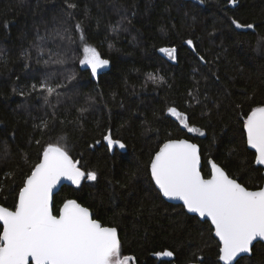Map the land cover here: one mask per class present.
I'll return each instance as SVG.
<instances>
[{"label": "trees", "instance_id": "obj_1", "mask_svg": "<svg viewBox=\"0 0 264 264\" xmlns=\"http://www.w3.org/2000/svg\"><path fill=\"white\" fill-rule=\"evenodd\" d=\"M67 2L77 8H67L66 0H0V184L5 188L0 204L12 208L41 145L59 142L98 179L64 184L54 198L56 209L75 199L104 225L117 228L122 255L134 257L130 264H189L193 253L204 264H222L211 223L165 200L147 165L168 139L186 137L201 147L205 176L210 171L206 161L214 159L243 177L250 189L263 185L264 168L254 163L243 121L251 108L264 104V0H239L235 7L226 0ZM232 18L256 27L236 29ZM60 22L75 43L48 41L38 56V49L30 47L35 28L44 35L46 27ZM77 22H82L84 42L110 60L95 77L79 64L83 50ZM172 46L175 61L158 50ZM49 49L66 55L67 63L45 64ZM71 74L76 79L69 83L65 77ZM149 74L163 81L154 82ZM46 75L68 84L60 89L59 103L50 98L46 104L31 91ZM81 107L88 110L81 114ZM169 107L186 113L188 123L204 135L187 132ZM53 117L54 131L37 127L42 120L51 126ZM109 128L125 149L108 150L103 135ZM133 172L138 174L130 179ZM5 173L15 178L5 181ZM167 250H174L173 260L153 256ZM239 264H264V242Z\"/></svg>", "mask_w": 264, "mask_h": 264}, {"label": "snow or ice", "instance_id": "obj_2", "mask_svg": "<svg viewBox=\"0 0 264 264\" xmlns=\"http://www.w3.org/2000/svg\"><path fill=\"white\" fill-rule=\"evenodd\" d=\"M226 2L235 7L239 0ZM66 7L75 9L77 4L66 0ZM230 22L236 29L256 27L236 18ZM118 27H113V31H117ZM74 28L80 34L83 50L79 64L90 68L91 75L95 77L100 69L110 64V60L102 58L95 47L84 42L82 22H77ZM57 38L75 43L70 29L60 22L51 30L46 27L44 35L36 27L30 47L38 49V56L42 57L47 42H55ZM185 43L195 51L192 39ZM158 50L173 61L177 58L175 46ZM49 53V59L44 60L45 64L67 63L66 55L50 49ZM25 56L31 59L27 51ZM203 59L201 56L200 60ZM36 62L40 63V59ZM75 79V74L65 77L69 83ZM149 79L154 82L163 81V77L153 74H149ZM53 81V75H46L38 84L31 85V91L41 94L44 102L49 105L50 98H56L59 103V97L63 95L60 89L68 87L67 83ZM87 110L81 107L78 111L83 114ZM167 111L179 118L187 132L204 135L200 129L190 126L186 113L175 107H169ZM37 127L52 132L56 127L55 118L51 126L48 121L42 120ZM243 127L246 130L247 145L255 149L254 163L264 166V104L251 108L243 121ZM103 139L109 151L116 147L126 148L124 142L113 138L110 128ZM36 143L39 145L40 141ZM41 148L42 151L37 154L38 162L23 176L22 186L19 187L12 208L0 205V264H129L134 257L122 255L117 228L105 226L94 219L90 210L75 199H66L59 209L55 208L53 189L61 180L79 186L85 179L96 181L97 172L82 168L81 161L70 155L66 145L47 143L46 146L41 145ZM7 151L5 147L4 152ZM206 164L210 165L207 176L203 174L200 148L188 139L170 138L152 156L147 171L164 197L180 200L188 212L210 219L214 236L219 241L218 260L222 264H239L237 258L242 253L249 257L253 253L254 241H264V187L251 190L242 182L243 177L233 176L214 159H208ZM137 174L133 172L130 179ZM10 175L5 173L4 180H8ZM11 178L14 179V175ZM4 191V185L0 184V194ZM156 255L174 257L175 252L167 250ZM189 264H204L203 257L193 253Z\"/></svg>", "mask_w": 264, "mask_h": 264}, {"label": "water", "instance_id": "obj_3", "mask_svg": "<svg viewBox=\"0 0 264 264\" xmlns=\"http://www.w3.org/2000/svg\"><path fill=\"white\" fill-rule=\"evenodd\" d=\"M246 131V130H245ZM180 139H188L191 143H194V144H196L199 148H200V151H201V147H200V145L197 143V142H194L193 140H191V139H189V138H186V137H183V138H180ZM162 146V145H161ZM248 146V145H247ZM248 148L249 149H251V150H253L254 152H255V149H252L250 146H248ZM201 159H202V154H201ZM259 166H261V165H259ZM261 167H263L264 168V166H261ZM263 175H264V171H263ZM154 182V181H153ZM66 183H71L70 181H67V180H61V182L59 183V184H57L56 185V187L53 189V200H54V198H55V195L58 193V191L62 188V186L64 185V184H66ZM155 184V183H154ZM156 186V185H155ZM157 187V186H156ZM261 187H264V182H263V185L261 186ZM157 189H158V187H157ZM159 190V189H158ZM251 190H256V189H251ZM162 194V193H161ZM163 196V195H162ZM164 197V196H163ZM164 199L165 200H167L168 202H170V203H174V204H179V205H183V202L182 201H180V200H177V199H170V198H168V197H164ZM78 202V201H77ZM79 203V202H78ZM80 204V203H79ZM0 205H2V204H0ZM81 206H83V207H86V206H84V205H82V204H80ZM4 206V205H3ZM88 208V207H87ZM89 209V208H88ZM90 210V209H89ZM185 210L187 211V209L185 208ZM90 212L93 214V212L90 210ZM187 213H189V214H191V215H195V216H197L200 220H202V221H209L210 223H211V221H210V219H208L207 217H200L199 216V214H197V213H190V212H188L187 211ZM93 218H94V214H93ZM94 219H96V218H94ZM100 221V220H99ZM101 222V221H100ZM102 223V222H101ZM103 224V223H102ZM105 226H108V225H105ZM108 227H112V226H108ZM117 232H118V230H117ZM213 234H214V231H213ZM118 237H119V232H118ZM215 237V236H214ZM217 240H218V238L217 237H215ZM120 239V238H119ZM259 241H261V240H257V241H254L253 243H254V245L257 243V242H259ZM219 242V241H218ZM261 242H264V241H261ZM162 253V252H161ZM252 255V254H251ZM153 256L154 257H162V258H167V259H170V260H173L174 258H175V255H174V257H164V256H162V255H160V256H158V255H156V253L155 254H153ZM244 256H249L248 254H241L240 255V257H238L237 259L239 260L240 258H242V257H244ZM222 263V262H221ZM233 264H235V262H233Z\"/></svg>", "mask_w": 264, "mask_h": 264}, {"label": "rangeland", "instance_id": "obj_4", "mask_svg": "<svg viewBox=\"0 0 264 264\" xmlns=\"http://www.w3.org/2000/svg\"><path fill=\"white\" fill-rule=\"evenodd\" d=\"M83 67H86V66H83ZM109 67V65L108 66H106V67H104L103 69H100L98 72H100V71H103V70H105V69H107ZM90 69V68H89ZM175 117V116H174ZM176 118H178V117H176ZM179 119V118H178ZM191 126V125H190ZM197 128V127H196ZM200 131H202L201 129H200ZM203 133H204V131H202ZM194 133H198L199 134V132H194ZM129 264H130V262H129Z\"/></svg>", "mask_w": 264, "mask_h": 264}]
</instances>
